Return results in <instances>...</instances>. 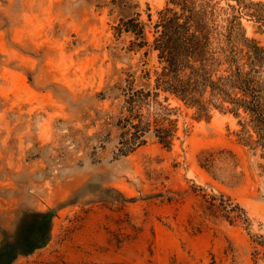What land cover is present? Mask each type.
Wrapping results in <instances>:
<instances>
[{
    "label": "rangeland",
    "instance_id": "obj_1",
    "mask_svg": "<svg viewBox=\"0 0 264 264\" xmlns=\"http://www.w3.org/2000/svg\"><path fill=\"white\" fill-rule=\"evenodd\" d=\"M184 1L0 0V264H264V0ZM190 11L207 110L150 97L171 145L127 153V82Z\"/></svg>",
    "mask_w": 264,
    "mask_h": 264
},
{
    "label": "trees",
    "instance_id": "obj_2",
    "mask_svg": "<svg viewBox=\"0 0 264 264\" xmlns=\"http://www.w3.org/2000/svg\"><path fill=\"white\" fill-rule=\"evenodd\" d=\"M181 2L183 3V10L186 11V2L184 0H181ZM169 12V10L165 12L164 16L166 17ZM191 12L183 23H180L182 17L174 14L172 18L166 21V24L162 25L163 31L155 38L153 49L158 52L161 62L166 67H164L162 73L157 74L153 88L151 90L143 87L135 89L134 79L127 82L128 88L124 94L126 109L119 123L122 148L127 153H130L136 147L145 145L147 143L146 135L150 133L160 143L167 146L171 145L172 130L170 127L167 128L168 125L166 128H162V124L160 126L155 124L156 129L152 131V123L144 122L142 109L146 100L148 101L150 97H159L160 92H166L177 96L185 103L197 106L202 112L207 110L205 101L197 89L199 75L197 73H190L189 75L183 73L187 69H193L190 63L199 56V52L203 48L201 29L195 23L192 24L193 13ZM183 17H185L184 14ZM129 25L132 26H126L128 32L133 33L137 38L144 36L145 27L143 25L140 26L133 21L129 22ZM181 58L186 64L181 62ZM242 92L244 97L248 96L246 90H242ZM244 103L249 104L246 100H244ZM253 103L255 109L259 110L257 97H255ZM259 119L263 121L262 114L259 115Z\"/></svg>",
    "mask_w": 264,
    "mask_h": 264
}]
</instances>
